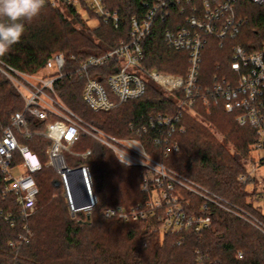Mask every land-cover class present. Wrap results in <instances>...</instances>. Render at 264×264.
<instances>
[{
    "label": "trees",
    "instance_id": "16d2710c",
    "mask_svg": "<svg viewBox=\"0 0 264 264\" xmlns=\"http://www.w3.org/2000/svg\"><path fill=\"white\" fill-rule=\"evenodd\" d=\"M156 1L103 0L111 14L117 12L116 23L97 17L84 0L77 5L65 4L64 10L46 0L41 14L26 24L19 42L0 57V67L34 75L45 68L54 54H63L66 66L62 77L55 81V90L80 119L107 136L139 141L147 154L168 171L187 178L228 208L264 225V209L255 205L256 200L252 201L257 193L250 192L249 182L238 180L245 175L241 159L258 141V130L251 123L239 124L236 117L240 111L228 112L226 98L215 91V85L224 80L236 85L238 75L231 68L234 47L241 46L252 54L264 44V5L242 0L238 17L246 22L241 24L239 33L224 39L207 37L198 77L199 96L192 108L201 122L179 108L177 100L183 98L182 91L167 95L154 83L148 84L143 97L108 112H94L82 99L84 80L75 73L79 62L101 56L121 41H128L132 19L144 17ZM193 4L202 7L201 0H193ZM81 11L91 20L97 19L98 25L88 27ZM169 11V16L156 20L142 44L143 65L148 70L184 76L189 68L188 52L170 48L164 33L186 26L191 9L187 7L181 13L175 4L170 5ZM76 24L82 29H77ZM112 65H118V61L96 71L110 74L107 70ZM23 109L22 97L0 70L1 127H9L11 116ZM164 118H171L172 123H164ZM204 122L216 129L223 140ZM30 126L33 130L40 127L31 119ZM23 143L42 164L41 170L34 173L39 188L37 208L28 219L20 215L13 193L5 192L7 174L0 165V264H216L215 260L220 261L217 264H264L262 231L215 203H208L204 209L201 197L180 186L176 190L183 196L179 199L183 209L189 215L211 218L210 225L201 233L192 229L162 231L163 208L141 221L105 219L101 212L107 207L130 209L147 200L138 177L142 168L121 164L111 149L86 133L80 134L71 149L76 153L91 150V155L87 160L66 156V161L69 165L86 162L91 166L99 206L91 226L76 225L69 217L65 201L53 198L59 187L57 175L47 165L50 141L35 136ZM21 162L22 157L16 153L12 167ZM6 216L12 219L7 221ZM120 228L127 231V240L115 237ZM238 251L243 253L242 259L235 258Z\"/></svg>",
    "mask_w": 264,
    "mask_h": 264
},
{
    "label": "built area",
    "instance_id": "2783aa9c",
    "mask_svg": "<svg viewBox=\"0 0 264 264\" xmlns=\"http://www.w3.org/2000/svg\"><path fill=\"white\" fill-rule=\"evenodd\" d=\"M53 7L64 10V5H77L79 0H47ZM90 10L105 21L111 19L118 23L117 12L111 14L103 0H84ZM201 9L193 4V0H157L141 19L133 18L130 27V39L121 41L116 47L101 56H91L81 60L76 74L84 80L82 99L94 112H108L122 103L139 99L147 92L148 84L154 83L165 92L171 94L182 91L183 98L177 100L180 109L191 115L195 114L193 105L199 96L198 77L202 58V50L208 36L224 39L234 37L240 31L241 24L246 21L238 17L239 3L242 0H201ZM256 5H264V0H246ZM177 4L184 13L190 7V15L186 18V26L164 33L166 44L178 51H187L189 68L186 75L160 73L148 70L144 65L142 44L150 35L153 25L159 17L169 16L170 5ZM223 45V43H222ZM234 61L232 70L237 73L236 85L226 80L215 85V91L226 98L225 109L228 112L240 111L236 117L239 124L251 123L258 130V141L252 146L253 151L260 152L261 164L264 165V44L252 53H246L241 46L233 48ZM118 61L107 72L96 71L105 65ZM66 60L61 53L54 54L39 73L27 75L11 68L2 69L12 81L24 101L23 111L14 113L10 118V126L3 129L0 125V165L7 174L5 192L13 193L19 205L20 215L28 219L36 211L39 188L34 173L42 168L38 156L28 145L23 143L35 136L50 141L46 149L47 165L57 175L60 194L65 201L70 216L76 225L90 226L94 213L99 206V198L95 192V182L91 166L86 162L69 165L66 154L87 160L91 150L83 153L72 151V145L78 141L81 133H86L111 149L118 161L128 167H141L139 173L141 191L147 200L135 208L122 206L107 207L101 215L105 219H116L124 223L146 220L163 208L162 231H182L192 229L201 233L208 228L211 218L203 215H189L181 206L179 199L183 196L177 192L180 186L201 197L204 209L208 203L236 214L264 233V225L259 221L246 218L236 210H232L214 197L207 190L195 185L187 178L168 171L162 164L153 160L142 144L135 139H116L107 136L99 129L88 125L80 119L60 98L55 90V81L62 77ZM102 78L104 79L102 81ZM205 103L208 100L203 96ZM161 118V117H160ZM30 119L39 124L32 129ZM163 122L171 124V118ZM22 157V162L12 167L15 154ZM264 167V166H263ZM12 168H20L21 173L15 175ZM257 166L252 172L242 175L238 180L246 183L249 177L254 178ZM264 200L261 194L257 197ZM264 209V204L261 205ZM6 216L5 220H11ZM236 259H242L243 253H235ZM214 263H220L215 260Z\"/></svg>",
    "mask_w": 264,
    "mask_h": 264
},
{
    "label": "clouds",
    "instance_id": "9594fccd",
    "mask_svg": "<svg viewBox=\"0 0 264 264\" xmlns=\"http://www.w3.org/2000/svg\"><path fill=\"white\" fill-rule=\"evenodd\" d=\"M46 0H0V57L19 42L27 23L37 18Z\"/></svg>",
    "mask_w": 264,
    "mask_h": 264
},
{
    "label": "rangeland",
    "instance_id": "374dc122",
    "mask_svg": "<svg viewBox=\"0 0 264 264\" xmlns=\"http://www.w3.org/2000/svg\"><path fill=\"white\" fill-rule=\"evenodd\" d=\"M81 14L83 16V20L85 21V23L87 24L88 27L90 28H94L98 25V21L97 19H92L90 17H88V14L84 11H81ZM76 28L77 29H82V26L80 24H76ZM159 87V86H158ZM15 88V86H14ZM16 89V88H15ZM17 91V90H16ZM164 91V90H163ZM165 92V91H164ZM18 93V91H17ZM19 94V93H18ZM165 94H169L167 92H165ZM68 106V105H67ZM194 118H196L198 121H202V119L195 113L193 114ZM204 125L208 126L211 128L212 132L216 135V137L222 141L223 140V136L218 132L216 131V129H214L210 124L208 123H205L204 122ZM117 139V138H116ZM120 140H123V139H120ZM227 147L234 153V149L231 148L232 146L227 144ZM252 149V147H251ZM113 152V151H112ZM113 154L115 155V153L113 152ZM66 156H71L69 154H66ZM73 157V156H72ZM262 157V154L260 152H256V151H253V150H250L248 156L246 157H243L241 160H242V164L244 165V168H245V174H248V171L249 172H252L253 168L255 167V165L257 166V170L256 172L253 174L254 178L252 177H249V187L248 189L250 190V192H255L257 193L255 195V197L250 198V200L252 199V201H255V205L257 207H261V205L264 204V200H257V197L258 195L260 196L261 194L264 196V165L261 164L260 162V159ZM76 158V157H75ZM115 158H116V155H115ZM118 160V159H117ZM11 172L15 175H19L21 173V169L20 168H12L11 169ZM140 173V172H139ZM138 177H139V174H138ZM140 179V178H139ZM60 189L56 192V194L53 196V198L55 199H63L61 197V194H60ZM69 217L70 219H73L70 214H69ZM76 224V223H75ZM91 226V225H90ZM125 228H120L119 231L116 232L115 234V237H117L118 240H127V237H126V233L127 231L124 230Z\"/></svg>",
    "mask_w": 264,
    "mask_h": 264
},
{
    "label": "water",
    "instance_id": "95a60500",
    "mask_svg": "<svg viewBox=\"0 0 264 264\" xmlns=\"http://www.w3.org/2000/svg\"><path fill=\"white\" fill-rule=\"evenodd\" d=\"M56 186H58V183L56 182Z\"/></svg>",
    "mask_w": 264,
    "mask_h": 264
}]
</instances>
